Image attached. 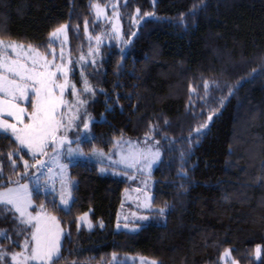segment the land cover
<instances>
[{
	"label": "trees",
	"instance_id": "obj_1",
	"mask_svg": "<svg viewBox=\"0 0 264 264\" xmlns=\"http://www.w3.org/2000/svg\"><path fill=\"white\" fill-rule=\"evenodd\" d=\"M99 1L116 2L125 40L86 68L93 118L84 146L160 140L156 210L140 230H117L130 182L88 160L71 163L68 209L52 191L34 194L68 229L59 264L109 263L116 252L224 264L226 248L235 262L264 264V0H0V39L48 51L50 34L67 23L71 51L85 50L89 30L109 33L92 7ZM71 75L82 92L81 74ZM25 161L35 159L1 131L0 187L26 179L34 169ZM88 210L93 229L77 223ZM15 216H0V232L18 244L25 227Z\"/></svg>",
	"mask_w": 264,
	"mask_h": 264
},
{
	"label": "rangeland",
	"instance_id": "obj_2",
	"mask_svg": "<svg viewBox=\"0 0 264 264\" xmlns=\"http://www.w3.org/2000/svg\"><path fill=\"white\" fill-rule=\"evenodd\" d=\"M93 4H99L100 7L104 9V14L97 17V20L103 25H108V34L104 32L94 34L89 30L87 34L90 40L89 45L85 50H79L76 53L71 51L68 24L65 23L63 25L67 26L66 33L61 34L58 39H50L51 47L48 51H41L34 46L42 53H49L53 49L55 50V64L62 66L63 71L67 73L69 85H75L77 95L70 94L72 91L71 87L64 92V99L67 101V104L62 106L59 111L63 117L65 127L57 133V147L53 148L49 146L45 148L43 153L38 152L35 158L27 148H23L35 159L33 162H27V168L32 167L34 170L26 174L25 180H15V183L0 187V192H6L8 189H17L21 185L28 186V192L31 193V203L27 208V213H30L32 217H38L41 227L46 228L53 236L58 237L61 254L63 252V243L68 229L62 224L56 213L48 210L45 204L36 202L34 194L36 190H41L45 193L52 191L59 205L68 209L73 202V181L69 178L70 165L75 161L84 159L96 163L101 168V172H109L116 176H124L125 179L130 182V186L123 192V200L117 218V230L123 229L130 232L140 230L144 224L152 221L156 210L153 205V191L155 188L153 171L160 164L159 162L162 159L163 151L161 149L160 140L153 137H145L139 140L117 137L115 145L109 149L93 147V149L89 150L84 146V141L91 138L89 129L91 128L93 118L89 109H87L89 102L93 98V89L85 85V76H87L86 68L89 67L90 64L95 65L98 63V60L102 57V49L106 44H111L112 41L121 44L125 40L121 15L119 14L116 2L111 1L109 4H104L99 1ZM94 13L95 16H97L96 9H94ZM0 40H3L5 43L16 42L10 39L6 40L1 38ZM19 44L28 45L21 42ZM61 52L63 53V59L60 58ZM9 54L11 55V50H9ZM48 59L51 60L52 56L49 55ZM52 70H55V68ZM73 71H78L83 78L82 80L84 83L82 84V92L79 91V86H77L76 82L73 80L71 75ZM63 82L64 76L58 73L57 83ZM85 87H88L90 91H84ZM57 95H59V91H57ZM81 101L83 103H80ZM22 106L28 107L26 103ZM28 112H31L30 107H28ZM3 119H7L9 123L15 122L11 117H7L6 115L3 116ZM25 122H27V120ZM85 123L88 125L87 129L84 128ZM8 134L12 135L10 131ZM60 137H66V142L62 146H60L58 142ZM68 141L72 142L69 143ZM69 150H71V152ZM156 152H159V157L154 159V154ZM37 160L43 162L45 167H39ZM129 164H132V166L129 167ZM62 195L64 199L68 200L67 204L61 202ZM16 215L19 217V213H16ZM53 217L55 218L54 220L52 219ZM141 217H147V219H141ZM159 218L161 221H165V216L160 214ZM24 219H27V214ZM36 223L37 220H33L31 225L23 224L25 227L23 232L25 240L18 244L14 239L11 243L9 240L4 241L2 239L3 237L0 236V253L6 254L3 256V259H0V264H43L40 260L29 259L24 261L23 257H18L15 261L12 260V256L17 253H23L24 256L30 255L34 243L32 241V233L35 231L33 225ZM77 223L80 227H86L87 229L96 227V223H94L91 218L90 210L80 215L77 219ZM89 225H91V227H89ZM28 229L29 233H27ZM26 243L27 251H25ZM257 247L260 248L259 245ZM226 251L230 253L228 256H225ZM111 257L109 263L102 264H153V262L159 264L158 260H154L147 256L122 252L113 253ZM221 260L224 264H234L235 260L229 248L224 250ZM235 264L241 263L236 260Z\"/></svg>",
	"mask_w": 264,
	"mask_h": 264
},
{
	"label": "snow or ice",
	"instance_id": "obj_3",
	"mask_svg": "<svg viewBox=\"0 0 264 264\" xmlns=\"http://www.w3.org/2000/svg\"><path fill=\"white\" fill-rule=\"evenodd\" d=\"M92 7L96 9L97 17L104 14V9L99 4H93ZM66 28V25L56 28L50 34V39H58L61 34L66 33ZM9 50H11V55ZM49 55L52 56L51 60L48 59ZM60 58L63 59L62 52ZM55 60L54 49L49 53H42L32 45L25 46L16 42L5 43L0 40V131L4 133L10 131L20 148H27L34 158L38 152L43 153L49 146L57 147V133L65 127L59 111L62 106L67 104L64 92L71 87L70 94L77 95L75 85H69L67 73L63 71L62 66L55 64ZM53 68L55 70H52ZM58 73L64 76L63 83H57ZM205 88H208L207 83ZM57 91H59V95H57ZM84 91H90V89L85 87ZM24 103L31 108L30 113L28 107L22 106ZM5 115L11 117L15 122L9 123L7 119H3ZM210 119L211 116H209ZM26 120L27 122H25ZM206 126L202 125L201 127ZM87 127L88 125L85 123L84 128L87 129ZM197 132L199 133L200 129H197ZM65 142L66 137L59 138L60 146ZM69 151L71 152V150ZM12 155L9 153L8 158L11 159ZM158 157L159 152H156L154 159ZM15 163L16 161L12 160V164L15 165ZM24 163L27 167V161ZM37 164L41 168L45 167L44 163L39 160H37ZM128 166L131 167L132 164ZM61 202L67 204L68 200L64 199L62 195ZM30 203L31 193L28 192L27 185L0 192V216L12 213L15 219L17 218L15 214L19 213L20 223L24 225H31L33 220H37V223L33 225L35 231L32 233V241L34 243L30 255L24 256L23 253H17L12 256V260L15 261L18 257H23L24 261L31 259L40 260L43 264H59L62 256L58 237L41 227L38 217H32L30 213H27ZM163 212L164 209H160V213L163 214ZM26 214L27 219H24ZM141 219H147V217H141ZM0 236L7 238L6 234L2 232H0ZM25 251H27V243ZM255 252L259 258L261 249L257 247ZM229 254V252H225V256ZM4 255L6 254L0 253V259H3Z\"/></svg>",
	"mask_w": 264,
	"mask_h": 264
},
{
	"label": "water",
	"instance_id": "obj_4",
	"mask_svg": "<svg viewBox=\"0 0 264 264\" xmlns=\"http://www.w3.org/2000/svg\"><path fill=\"white\" fill-rule=\"evenodd\" d=\"M59 142V141H58ZM69 143L72 142V141H68Z\"/></svg>",
	"mask_w": 264,
	"mask_h": 264
}]
</instances>
